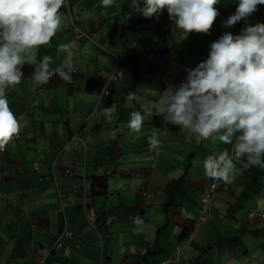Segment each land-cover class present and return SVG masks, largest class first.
<instances>
[{"label": "crops", "instance_id": "0c3cea01", "mask_svg": "<svg viewBox=\"0 0 264 264\" xmlns=\"http://www.w3.org/2000/svg\"><path fill=\"white\" fill-rule=\"evenodd\" d=\"M238 2L220 0L214 6L219 16L210 34L192 33L186 39L181 31L173 30L166 9L157 20L133 11L124 0H116L109 8L100 7L99 0L71 3L73 14H88L83 16L86 32H94L93 42L108 65L104 70L97 67L92 74L74 72L72 84L53 76L35 89L31 86L33 68L26 66L22 83L8 92L10 108L22 130L18 140L0 151V264H33L42 248H50L44 264H157L171 257L175 264H264V217L257 214L258 201L263 205L264 200V173L246 168L232 184H221L212 196L211 220L199 225L187 240L181 234L184 230L185 235L190 233L203 207L199 197L210 180L203 160L230 146L197 140L173 125L161 131L157 150H150L147 143L154 126L164 127L154 104L184 80L185 68L206 59L210 43L220 34H238L245 26L243 20L230 28L222 23L235 12ZM114 8L122 9V18L110 24V18L119 15ZM259 9L264 22V5ZM61 11L65 12L64 31L52 38L50 47L39 46L40 57H53V67L66 55L57 53L59 44L72 43L75 58L77 43L87 48L85 40L73 37L68 11ZM250 19L247 23L253 24ZM132 41L133 50L129 48ZM139 41L140 54L155 78L149 88H143L146 96L151 95L141 113L143 129L132 133L128 114L133 107L126 97L129 92L139 95L132 63ZM93 58L85 54L86 60ZM115 65L124 68V90L107 82ZM76 78H81L79 85ZM106 84L112 100L99 99ZM39 87L47 91L37 94ZM112 103L117 111L106 116L103 109ZM114 127L123 131L111 140L108 133ZM75 132L83 141L70 139ZM64 145L67 149L61 150ZM238 163L243 166L245 162ZM145 185L152 196L147 205L139 192ZM60 198L71 228L81 234L78 248L54 247L63 227V214L55 211ZM253 212L256 216H251ZM137 215L142 224L134 222ZM252 237L256 240L250 247Z\"/></svg>", "mask_w": 264, "mask_h": 264}, {"label": "clouds", "instance_id": "9594fccd", "mask_svg": "<svg viewBox=\"0 0 264 264\" xmlns=\"http://www.w3.org/2000/svg\"><path fill=\"white\" fill-rule=\"evenodd\" d=\"M125 2L145 18L156 17L158 20L159 14L166 9L168 19L174 26L173 30L181 31L185 39L192 33L210 34L214 21L219 16L218 7L214 6L220 0H124ZM71 3V0H0V151L20 138L21 123L10 108L8 91L22 83L26 66L33 68V89L37 85L48 84L53 76H58L66 84L73 83V73L78 71V66L73 58L72 43L57 46V53L66 55L55 67L52 56L39 55L40 45L50 47L52 38L64 31L65 12L61 9L68 11V21L69 16L77 18L71 12ZM115 3L116 0H99L102 8H109ZM261 5H264V0H239L235 12L222 23L224 27L230 28L243 20L246 23L241 31L238 34L225 31L212 41L206 59L195 67L185 68L184 80L172 87L166 99L154 104L155 114L162 117L164 127L154 126L151 129V135L147 139L150 150L160 147V133L168 125L186 130L197 140H210L230 146L204 158L203 168L205 175L210 178L209 183L213 179L222 182L221 184H232L243 175L246 168H259L264 173V22L247 23L250 16L258 19L256 14H260ZM85 7L84 5L82 9ZM69 23L71 24L70 21ZM75 25L77 26L76 23ZM71 31L75 34L72 24ZM83 32L86 36L76 39L91 41V36ZM115 68L122 71V80L125 77L124 68L118 65L113 70ZM110 81L122 86L121 81L116 82L109 77L107 82ZM103 90L109 91L107 98L111 96L112 100L113 93L107 89V84L101 88L99 99L104 97ZM115 94L117 95L116 92ZM126 99L131 107L132 101L137 97L134 92H129ZM116 111L115 103L103 109L106 116H111ZM143 124L141 112L132 111L128 121L129 131L141 132ZM122 131V128L114 127L109 131L108 138L116 140L117 134ZM18 135L17 139H13ZM81 137L75 132L70 139L82 140ZM188 139L191 142V137ZM66 149L67 146L64 145L61 150ZM239 161H244V165L241 166ZM66 172L70 173V169ZM210 201L209 218L199 223L201 215L205 213V206L200 201L203 204L200 214L194 220L190 233L183 238L191 240L199 225L211 220V198ZM257 209L258 216L263 218L264 214L261 216V213H264V204L261 205L258 201ZM55 211L57 212V208ZM63 222L64 219L62 226ZM134 222L143 223L139 215L134 218ZM192 231L195 232L191 234ZM162 260L167 261L166 264L176 263L172 257Z\"/></svg>", "mask_w": 264, "mask_h": 264}, {"label": "rangeland", "instance_id": "374dc122", "mask_svg": "<svg viewBox=\"0 0 264 264\" xmlns=\"http://www.w3.org/2000/svg\"><path fill=\"white\" fill-rule=\"evenodd\" d=\"M72 2L74 1V0H71ZM82 7H84V6H82ZM87 9V7H85V10ZM118 10V14L121 12H123L122 11V9L121 8H114V10ZM83 13V12H82ZM75 15V14H74ZM83 16H85V17H87L88 16V14H83ZM83 16L82 17H79V15L77 14L76 15V19H75V16H74V19H75V23L77 24V26L80 28V29H82L83 31H85L86 32V29H87V25H86V19L85 18H83ZM256 17L258 18V19H255V18H253V19H250L251 20V22L254 24V23H256L257 21H262L263 22V19H262V16H261V14H256ZM89 18V17H88ZM122 18V16H121V14H119V15H116V16H113V17H111L110 18V24H113V22H115V21H119V19H121ZM69 25H70V27H71V24L69 23ZM106 26H108V25H106ZM219 28H220V25H219ZM73 33V32H72ZM87 34H89L90 36H91V38H92V42H93V38H94V32H86ZM234 34H236V32L234 33ZM220 35H222V34H220ZM73 37L75 38V40H76V34H73ZM77 41H79V40H77ZM92 42H90V41H85V43L86 44H84L83 43V45H85L87 48H86V50H85V48H80V44L79 43H77L79 46L78 47H76V54H77V57L75 58L74 56V61H75V63L77 64V66H78V70H80V74L81 75H84L85 73H90V74H92L93 72H94V70H96V68L98 67L99 69H101V70H104L105 68H106V66L108 65V61H107V59H106V56L103 54V51H100L97 47H96V45L94 44V42L92 43ZM133 43H134V41H132V44L129 46V48L131 49V50H133V47H134V45H133ZM95 46H94V45ZM142 45L140 44V41L138 42V46L136 47V50H135V54H136V58L137 59H135V60H133L132 61V63H133V66H135V68L133 69L134 71H135V73H136V75H137V81H138V84H136V87L134 86V89H137V91H139V95H136V97H137V99H134L133 101H132V111H135V110H138V111H140L141 113H142V111H143V109H145V105H146V103L150 100V98H149V96H151L150 95V93H148V95L146 96V94L143 92V90L144 89H146V88H149V87H147V86H149L148 84H150V85H152L151 83H152V79H154L155 77L153 76V71H152V69L151 68H149V66H148V64L146 63L148 60H146V62H145V57H143L141 54H140V49L142 48L141 47ZM104 47L106 48V49H109V47L107 46V45H104ZM104 47H103V49H104ZM198 46H195V48H197ZM85 54H89V55H93L94 56V58L92 59V61H90V60H86L85 59ZM145 58V59H144ZM144 59V60H143ZM139 63V65H138V63ZM136 65H138L137 67H136ZM116 66V65H115ZM77 72V71H76ZM73 74H75V73H73ZM148 80V81H147ZM80 81H81V78L79 79V78H76L75 79V84L76 85H79V83H80ZM131 85V84H130ZM120 87V89L122 90V88H123V90H124V88L125 87H123V86H119ZM140 87H142V88H140ZM132 88V87H131ZM144 88V89H143ZM159 89L160 90H162V87L161 86H159ZM132 89H130L129 91H131ZM16 91V90H15ZM45 91H47V88H41V87H39L38 89H37V94H43V92H45ZM133 91V90H132ZM9 93H12V90L11 89H9V91H8ZM17 92V91H16ZM159 94H160V92L159 93H157V95H156V97H155V99L158 101V98H159ZM169 95V93H167L166 94V97H165V99L167 98V96ZM8 99L9 100H11L12 98H11V96L10 95H8ZM147 109H148V107H147ZM131 111V112H132ZM120 114H121V118H122V121H125V118H126V116L124 115V113H123V110H121L120 111ZM128 115H130V113L128 114ZM154 115V114H153ZM124 125H125V123H124ZM262 182H263V180H262ZM262 184V183H261ZM208 185V184H207ZM206 185V186H207ZM205 186V187H206ZM214 192H216V191H213L212 193H211V195H210V198H211V200H212V204H213V199H212V196H213V194H214ZM251 216H256V212H253L252 214H251ZM178 230V229H177ZM180 233V229L178 230V233L177 234H179ZM255 240H256V237H252L251 238V243H250V247H252L254 244L252 243V241H254L255 242ZM256 249H258L257 247H256ZM258 251H261V250H258Z\"/></svg>", "mask_w": 264, "mask_h": 264}, {"label": "built area", "instance_id": "2783aa9c", "mask_svg": "<svg viewBox=\"0 0 264 264\" xmlns=\"http://www.w3.org/2000/svg\"><path fill=\"white\" fill-rule=\"evenodd\" d=\"M76 19V18H75ZM75 19L74 16H69V21L72 24V29L75 31L76 37L77 38H82L84 36H86V34L81 31L76 25H75ZM122 78V71L120 69L115 68L110 76L111 80H114L116 82H120ZM102 95L105 97H107L109 95V91L108 90H103L102 91ZM19 137V135L17 137H14L13 139H17ZM78 137V136H77ZM222 182H218L215 181L213 179H211L209 185H207L204 188V191L201 193V197H200V201L204 204L205 209L203 210L205 213L201 215L200 219H199V223L205 222L208 218H209V208L211 205V201H210V195L213 191H215L218 186L221 184ZM139 192L141 193V195L144 198V203L148 204L150 202V199L152 198L148 187L142 186L139 190ZM59 204L57 207V212H60L63 214V227L62 230L54 244V246L57 247H62L64 249H68V248H78L80 246H82L81 244V238H80V233H77L76 231H74L69 222L66 219L65 216V203L61 200H59ZM264 204V203H263ZM263 212L261 213V216H263ZM195 231H192L191 234H193ZM77 235V236H76ZM50 251V248H44L43 250H39L38 255L39 257L35 259V262L33 264H43V260L46 257V255L48 254V252ZM167 261L162 260L159 264H166Z\"/></svg>", "mask_w": 264, "mask_h": 264}, {"label": "trees", "instance_id": "16d2710c", "mask_svg": "<svg viewBox=\"0 0 264 264\" xmlns=\"http://www.w3.org/2000/svg\"><path fill=\"white\" fill-rule=\"evenodd\" d=\"M115 94V93H114ZM111 95V94H110ZM113 97V96H112ZM109 99H111V96L109 97ZM186 229V228H185ZM187 230V229H186ZM182 236H184L185 235V230L183 231V233L181 234ZM181 236V237H182Z\"/></svg>", "mask_w": 264, "mask_h": 264}, {"label": "bare ground", "instance_id": "6f19581e", "mask_svg": "<svg viewBox=\"0 0 264 264\" xmlns=\"http://www.w3.org/2000/svg\"><path fill=\"white\" fill-rule=\"evenodd\" d=\"M19 118V117H18Z\"/></svg>", "mask_w": 264, "mask_h": 264}]
</instances>
